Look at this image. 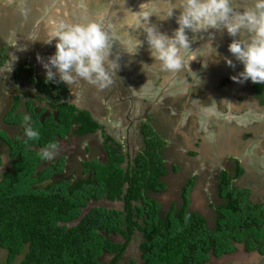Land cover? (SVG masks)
<instances>
[{"label":"trees","instance_id":"obj_1","mask_svg":"<svg viewBox=\"0 0 264 264\" xmlns=\"http://www.w3.org/2000/svg\"><path fill=\"white\" fill-rule=\"evenodd\" d=\"M0 57L10 58L5 49ZM33 70L23 66L14 76L20 83L24 74L25 83L40 91L37 105L17 94L4 122L18 134H0L7 146L5 154L0 148V164L6 160L0 166V249L7 251V264L19 256L20 264H126L135 241H140V259L127 264H226L217 261L235 254L240 245L264 255V204L253 200L251 189L237 186L245 173L239 163L233 173L220 171L218 176L214 226L192 210L195 179L184 187L181 206L162 211L153 195L168 189L166 142L156 136L154 126H146L145 147L135 156L106 135L107 160L84 162L81 175L67 174L64 156L41 159L48 144L60 148L66 139L101 131L102 124L69 101L65 85L46 84ZM24 115L40 133L28 144L23 140ZM71 149L70 143L65 152ZM185 216L190 217L187 222Z\"/></svg>","mask_w":264,"mask_h":264},{"label":"clouds","instance_id":"obj_2","mask_svg":"<svg viewBox=\"0 0 264 264\" xmlns=\"http://www.w3.org/2000/svg\"><path fill=\"white\" fill-rule=\"evenodd\" d=\"M124 15L119 25L107 28L99 19H88L80 23L49 21V38L45 44L55 41V52L45 61L39 54L36 59L45 69V83H63L72 86L80 81L104 90L111 86L113 76L121 69V55H114L119 42L122 55L135 57L147 45L152 63L141 61V71L148 76L150 70L161 73H179L197 58H186L190 49L189 33H208L210 30H226L236 37L246 32V39H233L228 51L243 70L231 79L237 83L251 81L264 84V0H247L246 5L233 7L236 0H144L137 10L126 7L122 0ZM107 12H105V15ZM115 15V13H114ZM156 22H153L152 18ZM175 19L177 25L171 33L163 31V22ZM117 27L126 28L129 34L121 37ZM143 33V40L133 38L131 33ZM212 51L216 53L211 44ZM229 67H235L233 59L224 57ZM39 130L33 126L29 115L23 116V140L25 144L39 139ZM57 144L50 143L40 151L43 160H53ZM6 160H3L2 166ZM190 219L185 216V222Z\"/></svg>","mask_w":264,"mask_h":264},{"label":"crops","instance_id":"obj_3","mask_svg":"<svg viewBox=\"0 0 264 264\" xmlns=\"http://www.w3.org/2000/svg\"><path fill=\"white\" fill-rule=\"evenodd\" d=\"M21 1L15 0L14 3H16L17 5L15 4L14 6L6 7L7 6L6 4V6L3 5L4 8L0 9V10H3L6 8L5 10H3L4 13L1 15V17H4V19L0 17L1 18L0 27H2L1 31H3V29L6 26L11 25V30L9 31L8 35H13L14 33L16 34L17 32H19L18 35L20 36L19 39H21L20 43L22 44L20 47L18 44L17 48H20V52L27 53L29 57L34 59V61L29 62L28 65H32V67H34V71L36 72L35 73L36 77L38 76L39 78H45V75H46L45 69L37 61L36 56L37 54H39L46 61L48 56L52 55L55 52V41H53L52 44L49 45V44H44V42H40L38 40L40 36L42 35V30L40 26L42 27L41 22H43L44 19L40 22L38 28L31 33L30 31H27L29 29L26 28V25L22 24V20H20L21 17L17 16L19 15V13L15 16L7 15V13L14 15L16 13V10H19V8L22 7ZM63 2H67V4H65L62 10L57 8V6L54 7V4H52V2L50 3V8L56 10L55 13L57 16V21L63 20L68 23H75L74 13L77 10H79V9H76L77 6H79L81 10H85V8H88L90 11L92 10L91 6L89 7L85 6L84 4L85 1H82V0H79V2H76V0H64ZM38 7L40 6L34 3L31 9H33L34 11H41L42 13L40 14H42V16L46 15L45 11H43V9H39ZM73 8H75V10ZM94 15L98 16V14H94ZM47 16H48L47 18L48 20L49 19L52 20L51 18H54L55 14L50 13ZM114 22H115V17L111 15L110 20L107 23V25L114 24ZM47 25L49 27V24ZM124 30L125 29H122V30L119 29L117 32L119 35L125 36L127 31L125 32ZM47 31H48L47 35H49V28L47 29ZM131 35L134 36V38H137L140 40H143L144 38L142 32H139L138 35H134L133 33H131ZM219 35H220V38H218L220 40L219 44H216L214 40L215 47L219 46L222 43L226 44V57H228L229 59H233V62H238V61H235L232 54L227 50L228 45L232 42L233 39H243V38L245 39L247 38V36L245 37L243 35H240V36L237 35L236 37H232L228 33H226V35L224 34H219ZM48 38L49 37H45V40ZM2 40L4 41V38ZM222 56L223 55L220 56V60ZM216 63L220 65V62H216ZM239 65L240 63L238 62V69L240 72L243 70V68L240 67ZM228 70H229V66L227 70L223 73L225 77L229 76L228 74H226ZM139 72H142L141 64L139 65L136 73L127 75L124 78H122L123 75L117 73V76H113L114 83L104 90H99L96 86L90 85L87 82H83V81H80L77 84L71 86L72 88H69L71 92L70 101L76 106H78L81 110L94 115L93 118L97 122L102 123V129L101 131L93 135L86 136L85 138L84 137L83 138L73 137L71 139H66L61 142V146H63L62 148H65V150L68 144L71 143V146H72V149L69 152L63 151L61 155H58L59 157L64 156L67 159V168H66L67 174L69 175L71 173L78 172L77 174L81 175L83 171V166H82L83 163L88 162L90 160L96 159L101 162H105L108 158V152H107L106 143H105L106 135L112 136L117 142L123 145V148L125 149L126 152L133 154V156H135L137 153H140L142 149L145 147V137H144L143 131H145V128L147 125L154 126V130L161 137H165L166 139H169L170 137L174 135L178 136L183 129H186L185 133L184 132L181 133L182 135L188 136L186 140L184 139L183 142L187 144L191 143V145L193 146V148L191 149V153L193 154L191 158L194 160H197L198 162L208 157V155L213 154L218 161L216 165H221V162L225 163L224 160H222L221 158L226 157V147H228V145L234 142V145L236 146V148L232 151L234 153L232 154V152L228 151L229 153L228 155L230 156L229 158L230 163L231 165H236V163H239L242 165L243 169L245 170L244 175L239 180L236 181V184L237 186L241 188L251 189L253 200L256 203L264 204V170L263 172H261L262 170L260 169L264 165V121L261 120L260 123H257L256 121L258 119L255 115L256 113L254 112L253 116L255 118V123L249 124L247 126L242 125L238 127L234 125L232 127V126L226 125V130L221 132L217 129V127L221 126L223 123L226 124V122L223 121L217 126H214L213 125L214 123H212L211 127L218 131V135L212 145L214 146L215 153L213 151L212 153L209 154L208 147H207L209 146L208 142L207 144L204 143L202 147L201 145V143L203 142L202 139L197 136H194V134H190L188 131V130H191L190 128L192 129L194 128V130H198L197 129L198 123H196V120L194 119L192 120L190 118L185 119L183 118V116H178L177 110L176 111L171 110L168 113V104L160 105L159 103V100H160L158 99L159 96L157 98V95L159 94V92H157L153 96H150L147 94V89L151 86L157 88V90L158 89L160 90L161 87L164 86V84L166 83V80L164 79L163 74L160 73L158 77L156 78H154L155 75L149 74L148 76H146L144 74L145 77L140 79L137 76H134L138 74ZM128 78H132L131 81H129ZM150 81L153 82L154 84H150ZM168 83H170V81ZM228 83L229 81L224 82V86L222 88H225V85H227ZM245 84L247 85V87H249L247 83ZM157 85H159V87H156ZM234 85L236 87H240V86L243 87L242 84H239L237 82H234ZM260 85H264V84H260ZM135 88H137L138 90H141V92L142 93L144 92V94L138 96L137 98H132L129 92L133 93ZM212 89L216 93V95H219L220 97L226 99L225 89L217 90L214 87ZM256 91H257V87H256ZM94 97H95V100H93ZM177 97L178 95H176L175 97L176 100H177ZM130 99H133L134 101L133 100L130 101ZM155 99L156 101H154ZM140 100L142 102L141 105H139ZM220 100L223 101L222 99ZM129 101H130V105H134L132 109H134L136 106H140L138 111L132 112L135 114V117L131 122H130V118L128 119L129 113L132 110L128 108ZM236 107L239 108L238 106ZM142 113H144V118L142 117ZM157 114H159L162 119L161 121L157 120L155 122V119H156L155 115ZM231 114L233 113L231 112ZM163 116H166V118H163ZM167 118L169 119L168 121H166ZM214 121L215 120H213V122ZM163 122L169 123L170 130L168 131L165 130V127L163 126ZM193 123H195V126ZM13 129L16 130V128H13ZM138 132L142 133L140 138H138L137 136ZM228 132H231V133L227 134ZM1 142L3 143V141ZM171 145L175 151L174 156L177 157V156L185 155L183 153L184 148L183 150H181V148L184 146L183 143L182 145H177V143L171 144ZM3 146H4L3 148L1 147L0 148L5 154L7 150V146L5 145V143H3ZM169 147L171 146L169 145ZM82 152H84V154H86V156L88 157L81 159L80 161H78L79 162L78 164L74 165L72 157L79 155V154H83ZM218 152H222L224 153V155L222 156V154H218ZM166 153L167 152L164 153V159H165L164 161H165L166 168L168 170V174L164 178V181L167 184L168 189L164 193H167L170 190V187H169V184L166 178H168L171 173L178 174V171H179V167L177 164L169 168L167 164V161H168L167 156L171 158L172 154L168 153V155H166ZM80 156L82 157L83 155H80ZM231 157H233V161ZM213 162L214 160L209 161L208 164L213 163ZM219 167H220L219 172L222 170H227L224 166L222 167L219 166ZM231 172L233 173L234 171H231ZM197 175H200V174L196 173L192 177L188 178V182L189 180L195 179V187L192 191V194L195 188L197 187V185L199 184L197 182L200 180V178ZM164 193L154 194L153 197L158 202H160L159 198ZM116 203H120V202H116ZM181 205H182V202L180 206ZM173 207L175 206L173 205L172 208ZM193 211L196 212L195 210ZM239 256H242L243 259L239 260L237 258ZM225 263L226 264H249V263L250 264H264V255H260L258 253H247V252H243L240 249V253L233 254L231 256L226 257Z\"/></svg>","mask_w":264,"mask_h":264},{"label":"rangeland","instance_id":"obj_4","mask_svg":"<svg viewBox=\"0 0 264 264\" xmlns=\"http://www.w3.org/2000/svg\"><path fill=\"white\" fill-rule=\"evenodd\" d=\"M3 1V0H0ZM5 1V0H4ZM15 0H6L7 4H9V6H14L16 3H14ZM21 1V0H20ZM31 1H21L23 6H28V10L26 11L24 9V7L19 8V10H16V13L14 15L7 13L8 16H15L18 13L20 14V16H25L26 14H30L31 11L33 9H31L32 7V2ZM44 1V0H42ZM85 1V6H91V11L88 8H85V10H77L74 14V20H76L77 23L80 22H84L88 19H98L99 16L101 17V15H103V13L108 9V7L110 6V11L109 13H115L117 11V7L122 3V0H82ZM131 0H129L130 2ZM11 2V3H10ZM51 2L54 4V7L57 6V8H62V5H57L58 2L56 3V0H51ZM55 2V3H54ZM76 2H79V0H76ZM128 4V2H127ZM17 5V4H16ZM7 6V7H9ZM84 6V7H85ZM31 9V10H29ZM75 10V8H73ZM122 9L124 10V7H122ZM56 10L52 9V8H45V14L46 16L49 15L50 13L55 14L54 18L51 19H55L57 20V16H56ZM98 14V16L94 15V14ZM2 19H4V17H1ZM0 18V19H1ZM44 19V18H43ZM42 17H40V19H38V23H34L36 24L35 28L37 29V27L39 26L40 22L43 20ZM153 21H155V18H152ZM173 21H175V19H172ZM47 24H49L50 19L46 20ZM122 21V20H121ZM120 21V23H121ZM98 22L104 24V26L107 28V23L109 22V18L106 15L104 17V19H99ZM175 23V22H174ZM42 25V24H41ZM113 25H116V22H114ZM168 26V21L163 23V31L166 32H171L174 28L177 27L176 23L175 24H171L170 26ZM41 28V26H40ZM39 28V29H40ZM2 27H0V37L4 36V37H8L9 31L11 30V25L10 26H6L3 31ZM225 30L223 31H217L215 29L210 30V32L212 33V35H209L208 33H196V34H191L189 33V38L191 41V47L190 49L186 50L187 52V56L186 58L192 57L194 55V51L196 48H199V50L197 51V55L195 54V58L196 61H191L190 65H189V71H199L201 72L203 68L202 65L204 66V62H206L205 60V51L207 49L206 46L209 45L208 42H210V39L213 38V40H215L216 44H219V39L221 33H223ZM134 35H138L139 32L137 33H133ZM225 35V34H224ZM121 37H124L122 35H120ZM197 36L200 38H197ZM246 39V38H245ZM193 40H197L199 42V44H201L202 46L197 47V44L195 42H193ZM0 42L3 43L2 40H0ZM0 44V51L5 49L6 52L8 53V55H11V57L9 58L10 60H1L0 57V134L1 136L4 134H7L9 137L14 138L18 132L17 130L7 126L4 122V118L7 115V113L10 111L13 102H14V97L17 94H21L23 96V98H33L35 99V104L37 105V97H41L40 91L35 89L34 86L32 85H27L24 82V77L21 79L20 78V83H18L16 81V78L14 76V71L17 70V66L15 64H19L21 65L22 63H27L26 67H28V63L29 62H22V60L20 59V55L16 52H12L8 49L9 48H17V46H15L14 42H10L8 44V46H5V44ZM198 44V45H199ZM50 45V44H49ZM201 49V50H200ZM194 50V51H193ZM228 50V49H227ZM223 52L225 54H223V56L221 57V62L220 65L224 68V70H227L228 65L224 62V57H226V48H224ZM114 53L118 54L120 53L121 55V59L123 61H129L128 60V56L127 54H123L122 55V49L120 47L119 42H116V46L114 48ZM146 55L149 56V53L147 52V45L145 44L143 48L140 49L139 54L136 55L135 57H131L133 59V62H135L134 60H143L146 59ZM202 60V62H201ZM150 62H146L151 64L152 60H149ZM12 63V66H10V64ZM235 64V67H229L228 72H226V74L229 75V78H231L233 75H236L239 72L238 69V62H233ZM14 67V68H13ZM207 72H209L210 69V63L207 66ZM134 70L132 72H127L128 75L136 73L138 68L135 67L133 68ZM34 71V70H33ZM182 72V71H181ZM179 73H165L164 76L166 79L168 76V78H170V88H172V92L170 94H174V95H178L177 99L179 100V102H189L190 98H191V94L189 93V89L193 83V76L190 74H187V76H183L182 74ZM36 72H34V77L36 76L35 74ZM120 73V72H118ZM161 72L159 71H155V70H150L149 74L151 75H155V74H160ZM148 74V75H149ZM22 76H24V74H22ZM137 76L138 78H143L144 73L143 72H139L138 74L134 75ZM167 76V77H166ZM132 78H128L129 81H131ZM24 82L21 83V82ZM150 84H154L153 82L150 81ZM62 86V85H61ZM147 87V85H146ZM156 87H159V85H157ZM159 90V89H158ZM157 88L151 86L147 89V94L153 96L154 94H156L158 92ZM162 91V90H161ZM146 93V92H145ZM144 92L142 93L141 90H138L137 88H135L133 93H130V95L132 96V98H137L140 95H143ZM159 94L157 95L158 98ZM200 96H202V94H200ZM71 97V93L69 90V98ZM162 97V94L159 96L158 99H160ZM201 99H205L204 95L201 97ZM177 100V101H178ZM33 102V101H32ZM77 104V103H76ZM200 105V107L198 106ZM203 105L202 102H200V104L197 103V101H195L193 103V105L190 107V110L192 111H188L186 114H184L185 119L189 118L191 114L196 115V118L194 120H196V123H198V131L203 132L202 136H205L209 141L208 144V152L209 154L212 153L214 151V140H216L215 135H218V131L216 129H212V131H209L208 127L212 126V123H214V126L219 125L221 122H226L223 123L221 126H218L217 129L219 131H224L226 130V125L227 126H232L236 125L238 127L244 125L247 126L249 124H254L255 123V118L253 115H251V113H246V114H242V115H235V114H231V112H222V110L218 107L215 108V106H202ZM24 104L21 105V109H24ZM39 108V107H38ZM177 110V113H180L179 109H175V111ZM181 116V115H178ZM163 118H166V116H163ZM213 120H215L213 122ZM258 122V120L256 121ZM195 126V123H193ZM222 127V128H221ZM221 128V129H220ZM182 132H186V129H183L180 134L178 136L174 135L172 137H170L169 139H166L165 137H161L158 133L156 134V136H159L161 138H164L162 140H164L166 142V148L164 149L166 153V155H168V153L172 154L171 158L169 156L168 157V161L167 164L169 166V168H171L172 166H174L175 164L178 165L179 167V171L178 174L175 173H171L170 176L168 178H166L170 190L167 193H164L163 195H161V197L159 198V201L162 203L163 208L166 210H170L172 209V206H180L181 202H182V192L183 189L185 187V185L188 182V178L192 177L194 174L198 173L201 174V178L198 181V185L195 188L193 194H192V208L193 210H195L197 213H201L203 214L210 222V224L212 226H214V221H215V217H216V207L219 204V201L216 198V191H217V183H216V178L218 175V172L220 170L219 166H224L227 170L232 171V167H231V163H230V156L228 155V151L232 152L236 146L234 145V142L230 145H228V147H226V157H222L221 159L224 160L225 163L221 162V165H216V163L218 162L217 159L215 158V156L212 154L208 155V157H206L205 159L201 160V161H197L192 159V153H191V149L193 148V146L191 145V143H185L183 142L184 139L186 140V138L188 136L182 135ZM220 132V133H221ZM231 132H228L227 134H229ZM167 137V136H166ZM168 138V137H167ZM225 138V137H224ZM1 139V138H0ZM177 143V145H182V143L184 144V146L181 148V150H183V153L185 154L184 156H174V148L172 147L171 144H175ZM169 145L171 147H169ZM0 147L3 148V143L0 140ZM63 146H61L59 149H57V154L61 155L63 153V151H66L65 148H62ZM83 154H79L76 156L72 157L73 163L78 164L81 159H84L88 156H86V154H84V152H82ZM215 153V151H214ZM234 152H232L233 154ZM208 154V153H207ZM218 154H222V156L224 155V153L222 152H218ZM231 154V155H232ZM80 155H83L82 157ZM217 155V154H216ZM232 161H233V157ZM170 159V160H169ZM213 163L208 164L209 161H213ZM170 161V162H169ZM172 162V163H171ZM233 166V165H232ZM199 176V175H197ZM102 204H105L107 206H112V207H121V203H107V202H103ZM116 240L119 241H123L122 238H115ZM114 239V240H115ZM141 240V239H140ZM139 242L140 241H135L130 249L128 250V254H127V260L125 261L126 264L128 262H130V260L135 259L136 261H139L140 259V252L138 250V246H139ZM6 258H7V251L0 249V264H7L6 263ZM239 260H242L243 257L239 256L237 257ZM23 259V256H19L14 264H20L21 261Z\"/></svg>","mask_w":264,"mask_h":264},{"label":"flooded vegetation","instance_id":"obj_5","mask_svg":"<svg viewBox=\"0 0 264 264\" xmlns=\"http://www.w3.org/2000/svg\"><path fill=\"white\" fill-rule=\"evenodd\" d=\"M23 1H31V0H23ZM6 3H7L6 0L5 1L4 0L0 1V9L4 8L3 5L6 6ZM34 3L40 5L42 7L43 11H45V8H47V7L49 8L50 7L51 0H44V1H42V0H33L31 2L32 6H33ZM246 3H247V0H236V4H234L233 7H237L238 10H242V9L239 8V6L246 5ZM21 6L24 7V9L26 11L28 10V6L26 7V6H23L22 4H21ZM5 9H3V10H5ZM3 10H0V17L4 13ZM29 10H31V9H29ZM37 13L40 14L42 12L41 11L32 10L30 14L28 13L25 16H20V14L17 15V16L21 17L20 20H22V24L26 25V28L29 29L27 31H30L31 33L34 30H36L35 26H36V24L39 21L38 19H40V17H42V19L44 18V21L41 22V24H42V27H41L42 35L38 39L40 42H43V40H45V37H49V35H47V32H48L47 29L49 27H48V25L46 23L47 22L46 20H47L48 16H46V15L42 16V14H41V16L39 17V15ZM174 22L175 21H173L172 19L168 20V26H170L171 24H175ZM34 23H36V24H34ZM18 33L19 32H17L16 34L14 33L13 35H8L7 38L4 37V36H1L0 40H2L4 38V41L2 40L3 43L0 42V44L2 43V44H5V46H8V44L10 42H14L15 46H18V44H19V47H20L22 43H20L21 39H19L20 36L18 35ZM169 33H171V32H169ZM226 33H227V31L225 30L221 34H225L226 35ZM238 35L239 36L243 35L245 37L247 36L246 32H244L243 30ZM197 38H199V37L197 36ZM16 40H17V42H16ZM193 42H195L197 44V47L202 46L201 44H199V42L197 40H193ZM208 43H209V45L206 46L207 49L205 51V54H206L205 60H206V62H204V66L202 65V67H201V68H203L202 71L201 72H199V71H197V72L189 71L188 68L186 67L180 73L183 76H187V74H190V73L193 72V74H191V75L193 76V79L194 78L195 79L193 80V83H192V85H191V87L189 89V93L191 94L190 101L181 103V102H179L178 99H177L178 101L176 100V98H175L176 95L170 94L172 92V88H170L171 85H170V83H168L170 81V78H168L169 76L168 77L166 76L167 77L165 79L166 83L164 84L163 87H161L160 90H158L159 96L162 93V97L159 100L160 105L168 104V113L171 110L179 109L180 113L178 115H181V116L184 117L183 113L186 114L188 111H192V110H190V107L193 105V103L195 101H197L198 104H200V102L203 103V105H201V107L202 106H207V105L215 106V108L219 107L222 110V112L223 111L224 112H232L235 115H242V114L244 115L246 113H251V115H254V112H255L256 113L255 115H256V117L258 119L257 123H260L261 120L264 121V85L255 84V83H252L251 81H247V82L239 83V84H242L243 87L242 86L236 87L234 85V81L231 78H229V76L225 77V75L223 74L226 70H224V68L221 65H218L216 63V62H221L220 56L225 54L223 52V50H224V48H226V44L222 43L219 46L215 47L213 38H211L210 42H208ZM211 44H212L213 48L216 50V53L211 54L208 57V53L212 51ZM190 45H191V41H190ZM9 50L11 51V53L12 52L18 53L20 55V59L22 60V62H33L34 61V59L29 57L27 53L20 52V48H14V51H13V48H9L8 51ZM198 50H199V48H196L195 51L193 50L194 51L193 58H195V54L197 55V51ZM113 54L117 55L116 53H113ZM118 54H120V53H118ZM9 56L11 57V55H9ZM127 56H128L127 58H128L129 61H123L122 59L119 61V63L121 64V69L119 71L120 72L119 74L123 75L122 78H124V77H126L128 75V74H126L128 71L131 72V71L134 70L133 68H135V67L138 68L139 65H140V62H141V60H139V61L138 60H134L135 62H133V59L131 58V56H129V55H127ZM149 60H151L150 56L146 55V59H144L143 62H150ZM193 61L195 62L196 59L193 60ZM201 62H202V60H201ZM209 63H210V69H209V72H207V69H208L207 66L209 65ZM15 65H17V66H14V67H17V70L14 71V74L16 76V74L18 73V70L21 67L26 66L27 63H22L21 65H19V64H15ZM10 66H12V63L10 64ZM239 66L242 67V65H239ZM162 74L164 76L165 73H162ZM158 75L159 74H157V75L155 74L154 78L158 77ZM22 78L24 79V82H25V79H26L25 75L24 76L21 75V79ZM164 78H165V76H164ZM227 81H229V83L227 85H225V88H222L224 86V82H227ZM24 82L22 81L21 83L24 84ZM245 83H247L249 85V87H247V85ZM61 85H64V84L61 83ZM66 87L68 89L72 88L71 86H66ZM213 87L215 89H217V90L225 89L226 90V99L220 97L219 95H216V93L212 89ZM256 87H257V91H256ZM129 93H132V92H129ZM200 94H202V96L204 95V97H205L204 100L201 99L202 96H200ZM70 99L71 98H69V101H70ZM220 99H222L223 101H221ZM93 100H95V97H94ZM132 100L133 99H130V101H132ZM130 101H129V104H128V108L132 109L134 107V105H130ZM154 101H156V99ZM141 103L142 102L140 100L139 101V105H141ZM253 104H255V105H253ZM198 106L200 107V105H198ZM236 106H238L239 108H237ZM139 107L140 106H136L134 109H132L130 111L129 117H128V119L130 118V122L135 117V114L132 113V112L138 111ZM131 115H132V117H131ZM91 116L94 117V115H92V114H91ZM155 116H156L155 122L157 120L161 121L162 118H161V116L159 114H157ZM189 116H190L189 118L192 119V120L196 118V115H194V114H191ZM142 117L144 118V113H142ZM168 120L169 119L167 118L166 121H168ZM163 126L165 127L166 131L170 130L169 129V123L163 122ZM190 129L191 130H188L190 134H194V136H197V137L202 139V141H203L201 143L202 147H203L204 143L207 144V141H209V140L205 136H202L203 132H200L198 130H194V128L193 129L190 128ZM208 129H209V131H212L213 128L210 126V127H208ZM141 134H142L141 132H138V135H137L138 138H140ZM216 137L217 136L215 135V138ZM123 150H125V149L123 148ZM235 166L236 165H233V166L231 165V167L233 168L232 171H235V169H234ZM262 168H264V165H263ZM262 168H260L262 170L261 172H263V170H264ZM222 171H227V170H222ZM228 172L232 173L231 171H228ZM219 175H220V172H218V175H217V178H216V183L217 184H219V178H218ZM199 178H201V174L199 175ZM162 211L167 214V212L170 211V210H166V209L163 208ZM237 253H240V249L235 254H237ZM217 262H220V263L226 262V257H224L222 259H219Z\"/></svg>","mask_w":264,"mask_h":264},{"label":"water","instance_id":"obj_6","mask_svg":"<svg viewBox=\"0 0 264 264\" xmlns=\"http://www.w3.org/2000/svg\"><path fill=\"white\" fill-rule=\"evenodd\" d=\"M10 1H12V0H10ZM64 0H56V3L58 2V4L57 5H62V8H64V6H65V4H67V2H63ZM63 2V3H62ZM127 2H128V4H126V7H129V8H132L133 10H137V8H138V5L140 4V3H142V2H144V0H131L130 2H129V0H127ZM11 3V2H10ZM7 4V3H6ZM7 6H9V4H7ZM122 7H124L123 6V3H121L118 7H117V11L115 12V15H114V13H109V11H110V6L108 7V9L105 11V12H107V16H108V18H109V20H110V16L111 15H113L114 17H115V22H116V25H119L120 24V21L122 20V18H123V15H124V10L122 9ZM62 8H59L60 10H62ZM76 9H79V11L81 10V8L79 7V6H77V8ZM105 12L103 13V15H101V17H102V19H104V17L106 16L105 15ZM153 22H156V21H153ZM122 30V28H119V27H117V31L118 30ZM123 29H125L124 31L126 32V35H128L129 34V30L128 29H126V28H123ZM125 35V36H126ZM134 38V37H133ZM238 248L239 249H241L243 252H247L246 250H245V248H244V246H238ZM248 253V252H247Z\"/></svg>","mask_w":264,"mask_h":264}]
</instances>
